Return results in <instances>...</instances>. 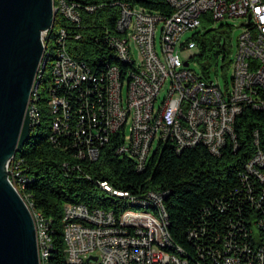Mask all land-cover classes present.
I'll return each instance as SVG.
<instances>
[{
	"label": "built area",
	"instance_id": "built-area-1",
	"mask_svg": "<svg viewBox=\"0 0 264 264\" xmlns=\"http://www.w3.org/2000/svg\"><path fill=\"white\" fill-rule=\"evenodd\" d=\"M165 1L170 11L154 10L135 0H53L54 25L41 36L45 59L51 44L56 50L48 86L52 130L57 135L52 139L73 134L78 157L96 159L98 143L108 142L116 132H122L117 153L134 159L138 170L145 169L162 141H170L178 151L204 144L218 155L228 141L237 144L235 123L245 109L264 110V0ZM109 5L118 8L119 15L116 33L105 35L104 42L117 61L105 62L102 70L93 72L86 62L69 54L68 42L82 37L73 34L72 28L80 26L84 10L93 12ZM206 12L215 23L241 19L243 31L232 54L233 74L225 85L190 67L198 47L191 36L184 40L183 35L201 27ZM159 31L161 50L157 46ZM42 72L40 69L29 103L33 126L40 123L39 107L31 99L39 98ZM167 83L169 89L161 100ZM253 136L257 149L242 175L249 196L264 200L263 190L254 192L255 183L264 185V150L259 131ZM14 157L7 162L6 171L19 190L30 178L13 167ZM100 184L110 194L127 199L132 207L115 213L66 203L63 233L67 264H264V211L256 222L260 229L256 243L245 241L248 235L240 226L238 238L230 233L223 248L192 260L172 240L164 194L149 191L140 195L115 189L106 181ZM32 214L40 264H52L49 222L40 213Z\"/></svg>",
	"mask_w": 264,
	"mask_h": 264
},
{
	"label": "trees",
	"instance_id": "trees-1",
	"mask_svg": "<svg viewBox=\"0 0 264 264\" xmlns=\"http://www.w3.org/2000/svg\"><path fill=\"white\" fill-rule=\"evenodd\" d=\"M135 1L154 10L170 11L165 0ZM118 15L119 9L110 5L93 12L84 10L80 26L72 28L73 34L77 32L82 37L68 42L69 54L86 62L93 72L102 70L105 62L117 61L104 38L116 33ZM57 22L58 19L56 26ZM233 31L231 23H215L209 12L202 15L201 27L190 38L197 44L193 60L199 64L204 78L211 79L212 72L221 68L228 81L234 52ZM54 34L49 37L51 42ZM48 48L44 69L56 57L54 45ZM43 73L38 78L39 98L31 99L39 107L40 123L16 152L13 167L30 178L19 191L31 211L49 222L52 264H67L63 233L66 203H83L90 209H110L115 213L132 207L127 199L103 189L100 182L104 181L134 194H164L172 240L192 260L202 259L209 250L223 248L230 233L238 238L240 226L246 229L245 241L256 243L260 231L256 222L263 216L264 200L249 196L242 174L257 149L255 130L259 131L260 148L264 150V110L245 109L235 123L237 144L228 141L218 155L204 144L178 151L170 141H162L145 169L138 170L134 159L117 153L122 132L112 134L104 144L98 143L99 155L93 160L78 157L73 134L52 139L57 135L52 130L54 114L48 105L50 77L46 79ZM256 189L264 191V185L255 183L254 192Z\"/></svg>",
	"mask_w": 264,
	"mask_h": 264
},
{
	"label": "water",
	"instance_id": "water-1",
	"mask_svg": "<svg viewBox=\"0 0 264 264\" xmlns=\"http://www.w3.org/2000/svg\"><path fill=\"white\" fill-rule=\"evenodd\" d=\"M55 13L53 0H0V264H40L32 211L6 164L34 127L29 103L47 62L41 36Z\"/></svg>",
	"mask_w": 264,
	"mask_h": 264
},
{
	"label": "rangeland",
	"instance_id": "rangeland-1",
	"mask_svg": "<svg viewBox=\"0 0 264 264\" xmlns=\"http://www.w3.org/2000/svg\"><path fill=\"white\" fill-rule=\"evenodd\" d=\"M223 22H229L231 24H233L235 27H234V31H233V44L235 45V48H236V42H237V38L238 36L241 34V32L243 31V28L240 26V23H241V19L240 18H225L223 20H219L217 21V23H223ZM200 27H198L197 29H199ZM197 29H193V30H190L188 32H186L184 35H183V38L184 40H186L188 37H190L194 31H196ZM157 46H158V49L161 50L160 48V31L158 32L157 34ZM50 50V49H49ZM53 52H54V49H51ZM134 54L137 58V60H140V56H139V51L138 49L135 47L134 49ZM181 58L182 59H185L186 57V53H181L180 54ZM52 63V60L49 61V64L47 65V67L44 69L43 68V71H44V75H45V78L48 79V77H50L51 75V66L50 64ZM190 67L192 69H194L197 73H201L200 72V66L199 64L193 60L190 64ZM232 74H233V69L232 67L229 69L228 73H227V76H228V81H231V78H232ZM212 78L215 80V81H219L222 85H225V81H226V77H225V71L221 68L218 69L217 73L216 72H212ZM168 83L163 87V89L161 90V93H160V98L161 100L164 98V96L167 94V90H168ZM160 103V101H159ZM127 137H129V128H127ZM156 147V145H155ZM154 147V148H155Z\"/></svg>",
	"mask_w": 264,
	"mask_h": 264
}]
</instances>
